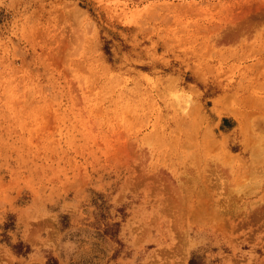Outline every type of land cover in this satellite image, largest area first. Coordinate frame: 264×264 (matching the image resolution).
Segmentation results:
<instances>
[{"label":"rangeland","instance_id":"1","mask_svg":"<svg viewBox=\"0 0 264 264\" xmlns=\"http://www.w3.org/2000/svg\"><path fill=\"white\" fill-rule=\"evenodd\" d=\"M0 264H264V0H0Z\"/></svg>","mask_w":264,"mask_h":264}]
</instances>
